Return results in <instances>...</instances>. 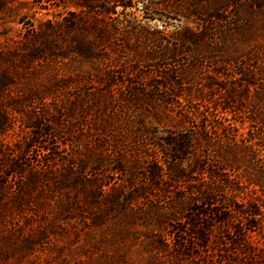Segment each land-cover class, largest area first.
<instances>
[{"label": "trees", "instance_id": "1", "mask_svg": "<svg viewBox=\"0 0 264 264\" xmlns=\"http://www.w3.org/2000/svg\"><path fill=\"white\" fill-rule=\"evenodd\" d=\"M223 2L210 0L207 8L214 15L203 19L195 31L177 34L175 42L160 32H145L156 57L150 75L158 78L151 85L146 103L174 128L165 126L156 134L155 128L154 132L146 128L131 131V127L115 130L107 124L100 130L98 142L113 148L110 156L130 167L144 165V181L143 187L130 182L127 192L105 195L102 201L108 209L101 215L90 210L94 228L86 237L93 243L84 246L103 247L91 264L125 263L127 243L137 241L136 234L128 230L136 217L135 205L138 211H152L150 219L156 220L159 227H163L164 218L178 215L171 219L175 224H168L167 231L157 228L147 232L144 239L150 248L141 264H264V0H234L236 7L244 5L249 11L248 17L240 20H235L234 14L229 17L230 13L226 17L215 14L225 12ZM181 3L180 11L184 12L192 4L187 0ZM201 4L206 1L199 0L193 6L204 14L207 9ZM122 7H131V2ZM228 30L232 31L231 47ZM91 33L101 39L94 47L83 39ZM110 34L106 25L99 28L89 23L80 32L82 39L75 49L89 56L95 45ZM205 41L213 49L212 54H181L182 48H188L187 43L198 46ZM132 71L133 66L131 70L124 67L121 77L131 83L132 74L140 75L137 67ZM104 74L109 83L122 81L113 70ZM13 113L17 112L10 104L0 109V205L7 202L3 193L9 191L13 205L23 206L27 193L40 191L43 178H52L48 184L61 190L49 210L55 221L64 209L66 189L83 182L76 176L81 163L61 158L59 154L66 144L58 152L48 144L41 146L42 132L47 141L60 132L44 129L38 118L25 124L29 135L25 141L1 144L7 138ZM52 123L48 122L50 126ZM63 133L72 134L73 130ZM77 143L78 148L83 146V142ZM34 149L40 152L38 160L31 159ZM46 155L53 159L44 165ZM54 167L61 170L57 173ZM156 192L162 193L165 200L152 208L149 201ZM81 195L83 198L75 203H86V198L96 203L94 192L82 191ZM71 203L67 201L66 206ZM9 206H0V217ZM117 209L122 210L117 212L119 217L109 221L108 216ZM149 220H145L147 225Z\"/></svg>", "mask_w": 264, "mask_h": 264}, {"label": "rangeland", "instance_id": "2", "mask_svg": "<svg viewBox=\"0 0 264 264\" xmlns=\"http://www.w3.org/2000/svg\"><path fill=\"white\" fill-rule=\"evenodd\" d=\"M187 1L192 4L184 12L180 7L186 0H0V109L10 104L17 112L11 115L7 138L1 144L25 141L29 136L25 124L38 118L44 129L60 132L48 141L43 139L42 132L41 146L48 144L58 152L66 144L59 155L69 159L68 162L81 163L76 176L83 180L74 188L66 189L64 209L55 221L50 218L49 210L61 190L48 184L52 178L48 181L43 178L40 191L27 193L24 196L27 203L23 206L13 205L9 191L3 193L7 202L0 206L6 203L10 206L3 209L4 215L0 217V264H91L103 250V247L84 246L86 242L93 243L86 237L94 228L90 210L94 215H101L108 209L102 201L105 195L128 191L130 182L143 187L144 165L130 167L110 156L113 148L98 142L100 130L107 124L115 130L131 127V131L146 128L154 132L155 128L156 134L162 127L174 128L173 123L168 124L163 115L146 103L151 96V85L158 78L150 75L149 69L156 57L152 42L146 40L150 36H145V32H160L175 42L177 34L195 31L203 19L214 15L207 8L210 0H203L206 4H201L207 9L204 14L193 6L199 0ZM223 1L221 7L225 12L216 11L218 16L226 17L230 13L228 16L234 14L235 20L248 17L249 11L244 5L236 7L234 0ZM129 2L131 7L123 9ZM89 23L99 28L106 25L111 34L86 56L77 53L75 48L82 39L80 32ZM228 36L231 47L232 31L228 30ZM83 39L93 47L101 41L92 33ZM208 43L198 46L187 43L188 48H182L181 54L184 51L193 57L212 54L214 51ZM132 66L131 74L137 67L140 75L132 74L130 83L120 73L124 67L131 70ZM108 69L115 71L122 81L107 82L104 72ZM48 122L53 123L50 126ZM67 130L73 133L61 134ZM115 137L116 134L111 141ZM79 141L83 142L80 148ZM39 153L34 149L31 159L41 158ZM51 159L53 156H43V164ZM54 168L57 173L61 170V167ZM89 180L96 183L86 182ZM82 191L94 192L98 201L96 197V203L87 198L86 203H75L83 198ZM154 195L149 201L152 208L165 200L162 193ZM67 201L74 203L66 206ZM138 202L148 204L141 199ZM136 208L137 205L134 206L135 220L129 223L128 230L136 234L137 241L127 243L124 264H141L150 248L144 239L147 232L157 228L167 231L168 224H175L171 219L178 217L164 218L163 227H159L156 220L150 219L152 211ZM121 211L114 210L107 219L113 221ZM30 213V217H22ZM145 220H149L148 225Z\"/></svg>", "mask_w": 264, "mask_h": 264}]
</instances>
